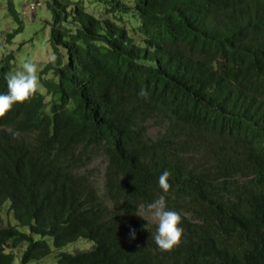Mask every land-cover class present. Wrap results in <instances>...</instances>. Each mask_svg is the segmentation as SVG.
<instances>
[{
    "label": "trees",
    "instance_id": "trees-1",
    "mask_svg": "<svg viewBox=\"0 0 264 264\" xmlns=\"http://www.w3.org/2000/svg\"><path fill=\"white\" fill-rule=\"evenodd\" d=\"M103 4L139 24L46 2L56 60L38 70L44 91L0 119V264L23 245L20 264H41L49 238L56 250L94 242L57 264H264V0ZM7 14L11 43L24 22L14 0ZM161 195L182 218L170 251L139 219ZM6 205L29 232L2 225Z\"/></svg>",
    "mask_w": 264,
    "mask_h": 264
},
{
    "label": "rangeland",
    "instance_id": "rangeland-1",
    "mask_svg": "<svg viewBox=\"0 0 264 264\" xmlns=\"http://www.w3.org/2000/svg\"><path fill=\"white\" fill-rule=\"evenodd\" d=\"M50 0H39L40 7L36 10L35 16L32 19L25 18L23 15V8L26 0H14L15 8L20 13V18L24 22V29L19 33L11 43H8L7 38L9 34H12L19 28L17 23L11 16L7 14V0H0V65L4 63V57L11 52H14V59L12 60L11 72L15 73L21 69L22 64L25 61H31L38 66V70L42 69L44 65L49 62V56L55 55L56 52L53 47L51 38V27L49 25L52 19V13L46 8V2ZM66 3H80L87 12H93L97 17L104 19L109 17L111 20L118 21L112 16L105 15L104 0H61ZM91 11V12H90ZM92 14V13H91ZM29 18L32 17L28 16ZM121 25H124L127 29H131L133 26L139 24L137 20L128 15H122L118 21ZM53 74H49V78H52ZM40 93H43V88L39 85ZM155 132L156 129H151ZM8 205L4 206L1 212V223L3 226L11 225L18 226V222L15 220L12 214L7 212ZM144 213V207L141 208L139 215ZM140 220H145L150 223H155L151 217L146 216L143 219L139 216ZM18 229L21 232H29V228L20 227ZM39 239V236H35ZM50 247L53 249V255L42 260L41 264H57V256L61 251L75 253L79 251H88L92 249L94 242L90 240L81 239L78 242L71 244L62 250H56L53 246V241L47 239ZM26 245H23L16 252L15 264H20L22 252ZM14 264V263H13Z\"/></svg>",
    "mask_w": 264,
    "mask_h": 264
},
{
    "label": "clouds",
    "instance_id": "clouds-1",
    "mask_svg": "<svg viewBox=\"0 0 264 264\" xmlns=\"http://www.w3.org/2000/svg\"><path fill=\"white\" fill-rule=\"evenodd\" d=\"M55 60V55L49 56V62L54 63ZM6 80L7 93L0 94V119L6 116L14 104L28 101L39 90L38 66L31 61H25L21 69L9 74ZM139 95L146 98L147 92L142 89ZM170 175L168 170H164L158 178V186L165 194L171 188L168 182ZM139 216L143 219L149 216L156 223V234L153 239L161 250L170 251L180 243L183 235V228L180 226L182 218L178 212L167 208L165 196L161 195L144 206V213ZM130 239H135L134 229L130 230Z\"/></svg>",
    "mask_w": 264,
    "mask_h": 264
},
{
    "label": "built area",
    "instance_id": "built-area-1",
    "mask_svg": "<svg viewBox=\"0 0 264 264\" xmlns=\"http://www.w3.org/2000/svg\"><path fill=\"white\" fill-rule=\"evenodd\" d=\"M39 7H40L39 0H26V3L23 8V14L27 17L32 15V17H30L31 19L35 16L36 10Z\"/></svg>",
    "mask_w": 264,
    "mask_h": 264
}]
</instances>
